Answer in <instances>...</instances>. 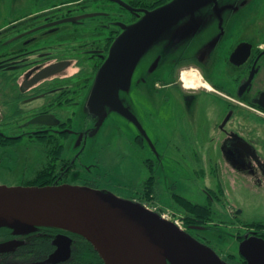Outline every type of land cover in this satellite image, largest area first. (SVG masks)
<instances>
[{
	"label": "flooded vegetation",
	"instance_id": "obj_1",
	"mask_svg": "<svg viewBox=\"0 0 264 264\" xmlns=\"http://www.w3.org/2000/svg\"><path fill=\"white\" fill-rule=\"evenodd\" d=\"M173 1L29 0L26 11L15 13L10 22L0 26V162L8 155L9 149L17 145L35 152L25 168L28 172L18 183L4 185L43 187L68 184L95 188L88 179L78 183L81 177L76 168L77 158L64 156L65 144L74 133L71 117L77 116L79 110L83 115H92L83 113V110L93 87L100 84L110 89L98 81V73L116 38L129 32L148 13ZM157 32L164 36L159 38L161 49L153 55L148 46H144L143 56L131 73L130 87L125 93L127 96L133 91L132 95L138 96L143 107L139 120L128 118L140 130L135 134L134 142L139 148H148L159 155L151 154L144 161L148 176L142 183L141 194L147 195L151 188L156 193V198L151 195L154 200L146 201V204L155 202L158 212L167 209L163 205L164 199L158 201L157 198L160 189L155 164L158 163L169 177H191L198 173L195 167L199 168L208 159L204 155L206 149L216 142L218 153L234 171L264 187V139H247L225 131L234 108L264 122V0H202L196 9L167 23H159L151 34ZM182 40L185 42L181 51L169 58ZM218 53L221 73L218 81L222 83L213 81L210 76V66H215L213 56ZM164 62L166 65L163 66ZM154 94L160 95L159 105L152 99L157 97ZM210 95L214 100H222L225 112L213 125L219 131L217 139L208 136L212 121L209 122L205 108L198 110L199 116L192 123L199 98L203 97L202 103L206 104V96ZM170 100L175 108L167 105ZM147 104L149 113L145 112L149 110ZM161 105L170 111L164 109V116L156 118ZM167 114L177 115L178 127L194 130L190 135L186 132V136H180L187 143L188 151L174 139L176 127L170 126L171 131H162L164 136L158 135L159 139L147 129L149 122L158 129ZM1 127H12L15 133L5 134ZM159 146L174 148L177 156L164 161L166 155L158 152ZM147 161L152 164L151 168ZM204 192L208 200H212L208 187ZM171 196L177 208L175 197L188 200L174 192ZM199 205L210 208L209 205ZM179 218L197 242L209 247L224 263L231 264L207 240V236L201 235L217 228L207 215L198 214L189 223L183 216ZM245 224L251 227L238 235V245L245 236L264 240V220ZM198 231L200 235H197ZM67 240L68 254L64 251ZM0 264L103 262L83 238L63 230L43 229L18 235L0 230Z\"/></svg>",
	"mask_w": 264,
	"mask_h": 264
},
{
	"label": "rangeland",
	"instance_id": "obj_2",
	"mask_svg": "<svg viewBox=\"0 0 264 264\" xmlns=\"http://www.w3.org/2000/svg\"><path fill=\"white\" fill-rule=\"evenodd\" d=\"M29 4V0H0V26L10 22L14 18L15 13L26 11ZM163 37L159 33L152 34L148 47V51L151 54L155 55L157 49H161L159 41ZM184 42L182 40L181 44L171 51L169 58L172 59L177 51H181L180 49L183 47ZM142 56L138 50L133 57L132 67L135 63H139ZM212 61L215 66L209 65L211 68L210 76H212L213 81H218V77L221 75L219 72V53L213 56ZM164 65H166L165 62L163 63ZM218 82L222 83L223 81ZM126 90L127 86L120 85L101 93L97 86L93 87L89 97L85 99L84 105L85 103L86 105L83 110V113H92V115H83L81 110H79L77 116L71 117L73 119L72 129L74 133L65 144L64 156L77 158L76 168L81 177L78 183L82 179H88L96 190L143 207L141 202H144V204L147 202L144 200L143 194H141L143 191L142 183L148 176L144 161L151 157V154L153 156L159 155L154 151H149L148 148L143 150L137 146L134 142V137L136 133H140L139 128L131 120L117 112L115 105H120L139 120L140 108L143 107L140 105L138 96L132 95L133 91L126 96ZM160 95L152 97L156 105H159ZM202 98H199L196 103L192 123L199 116V111L205 108L204 112L209 116V122L212 121L208 136L211 139H217L219 131L213 125L217 124L224 116L225 112L223 111V106H221L223 102L221 99L218 101L214 100V97L210 95V97L206 96L207 103L204 104L202 103ZM171 102L172 100L167 105L175 108ZM147 109L149 110H145V112L149 113L150 107L148 104ZM160 109L156 111V118L164 116L163 110L168 108L161 105ZM234 109V114L225 125V131L237 133L247 139L253 137L264 139V122L244 110ZM168 111L170 110L168 109ZM174 115L167 114L158 129L152 122H149L147 129L151 135L159 139V136H164L162 131H165V129L166 131H171L170 126L176 127L177 133L173 137L177 139L181 148L188 151L187 143L183 142L180 136H186V132L190 135L194 130L188 127H178L177 115ZM1 131L5 134L15 133V129L12 127H1ZM216 143H212L211 147L206 149L204 155L208 159H205L199 168L195 167L198 173L191 174L193 175L191 177L182 175L169 177L163 173L158 163L155 164V176L158 181V189H160L157 198L158 201L163 198V205L167 206L166 210L160 212L166 213L173 219L179 218L180 215L186 216L178 211L180 209L179 207L177 208L172 200V192L192 202L209 205L215 219L212 222L215 223L214 226L217 228L210 229L211 232L203 234L198 231L197 235L207 236V240L231 264H246L238 253V235L244 234L247 229L243 224L264 220V187L255 185L251 179L234 171L231 165L227 163L228 161L218 153ZM153 147V150H156V147ZM157 150L161 154L165 153L166 158H164V161H170L177 156V152L171 147L161 146L160 148L157 147ZM34 153L32 149H26L19 145L10 148L8 155L0 162V185L5 183L17 184L20 178L28 172H26L25 168L33 159ZM177 160L180 161L179 158ZM16 166L18 167L16 168ZM170 184L171 188L169 187ZM205 187L211 190L212 200H208L204 192ZM151 195L156 198V193ZM145 205L152 209L157 208L155 202L151 205ZM237 211H239L238 214H236ZM173 212L179 215H175ZM156 215L158 214L156 213Z\"/></svg>",
	"mask_w": 264,
	"mask_h": 264
},
{
	"label": "water",
	"instance_id": "obj_3",
	"mask_svg": "<svg viewBox=\"0 0 264 264\" xmlns=\"http://www.w3.org/2000/svg\"><path fill=\"white\" fill-rule=\"evenodd\" d=\"M201 1L174 0L148 13L129 32L117 37L98 73V81L110 89L120 85L128 89L136 66L135 63L132 67L133 57L138 50L142 55L144 46L149 47L151 31L159 23L196 9ZM97 88L100 92L106 89L100 84ZM115 108L126 118L134 119L122 106ZM2 227L17 235L38 227L78 235L92 245L103 264H154L151 253L161 257L162 264H226L209 247L156 212L89 187L0 185ZM68 245L67 240V254ZM238 253L246 264H264V240L245 236L238 245ZM61 256L64 257L62 253ZM55 257L56 254L52 260Z\"/></svg>",
	"mask_w": 264,
	"mask_h": 264
},
{
	"label": "trees",
	"instance_id": "obj_4",
	"mask_svg": "<svg viewBox=\"0 0 264 264\" xmlns=\"http://www.w3.org/2000/svg\"><path fill=\"white\" fill-rule=\"evenodd\" d=\"M147 164H148L149 168L152 167V164L150 163V161H147ZM151 180H152V178L150 179V181ZM153 193H154V191L151 188L150 189V192H148L147 195L143 196V198L145 199V201L150 202V201L154 200V198L151 197V194H153ZM175 198H176L177 205L180 208L179 212L186 215L184 217L186 223L191 222L193 220V218L195 219L198 214H205V215H207L208 216V220H210V221H214L215 220L214 219V216H213V213H212L211 207L208 208V209H206L207 207L206 208H203L199 204L192 203V202H190V201H188L186 199H183V198H180V197H175ZM243 226L244 227H247V228L248 227L249 228L251 227V225H249V224H243ZM43 229L58 230V229L49 228V227H38L34 231L28 232V233H25V234L33 233V232H36V231H39V230H43ZM0 230H4L6 232H9L12 235H17L15 233H13V230L10 229V228H8V227H2V228H0Z\"/></svg>",
	"mask_w": 264,
	"mask_h": 264
},
{
	"label": "bare ground",
	"instance_id": "obj_5",
	"mask_svg": "<svg viewBox=\"0 0 264 264\" xmlns=\"http://www.w3.org/2000/svg\"><path fill=\"white\" fill-rule=\"evenodd\" d=\"M151 259L153 261L154 264H162V259L161 257H159L156 253H151Z\"/></svg>",
	"mask_w": 264,
	"mask_h": 264
},
{
	"label": "built area",
	"instance_id": "obj_6",
	"mask_svg": "<svg viewBox=\"0 0 264 264\" xmlns=\"http://www.w3.org/2000/svg\"><path fill=\"white\" fill-rule=\"evenodd\" d=\"M176 223L178 224V222L176 221Z\"/></svg>",
	"mask_w": 264,
	"mask_h": 264
}]
</instances>
